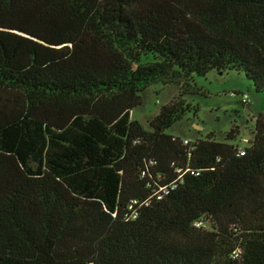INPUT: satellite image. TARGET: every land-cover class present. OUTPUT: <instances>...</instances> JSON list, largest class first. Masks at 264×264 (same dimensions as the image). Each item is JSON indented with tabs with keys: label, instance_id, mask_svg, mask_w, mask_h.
<instances>
[{
	"label": "trees",
	"instance_id": "trees-1",
	"mask_svg": "<svg viewBox=\"0 0 264 264\" xmlns=\"http://www.w3.org/2000/svg\"><path fill=\"white\" fill-rule=\"evenodd\" d=\"M211 71L264 93V0H0V264H264V113L242 155L165 133Z\"/></svg>",
	"mask_w": 264,
	"mask_h": 264
},
{
	"label": "rangeland",
	"instance_id": "rangeland-1",
	"mask_svg": "<svg viewBox=\"0 0 264 264\" xmlns=\"http://www.w3.org/2000/svg\"><path fill=\"white\" fill-rule=\"evenodd\" d=\"M193 81L202 92L182 98L185 103L196 107V114L193 116V110H189L165 133L189 142L212 133L215 141H221L226 132L237 127L238 134L232 144L238 148L248 146L253 118L258 113H264V93H256L249 80L233 71L221 75L211 71L204 77L194 76ZM178 92L174 84L151 85L140 94L141 103L131 111L130 116L146 128V121ZM233 93L246 94L248 106L241 104L239 96H232Z\"/></svg>",
	"mask_w": 264,
	"mask_h": 264
},
{
	"label": "built area",
	"instance_id": "built-area-1",
	"mask_svg": "<svg viewBox=\"0 0 264 264\" xmlns=\"http://www.w3.org/2000/svg\"><path fill=\"white\" fill-rule=\"evenodd\" d=\"M239 96V99H240V103L241 104H246L248 105V97L246 94L244 93H240V94H236V93H233L232 96ZM182 145H185V146H188L189 142L185 139H182ZM238 154L239 155H242V148H239L238 150ZM176 173H177V177L175 178V180L171 183H169L168 185L166 186H163V187H159L153 194L151 197H154L156 200H160L163 196L167 195L171 190H173L174 188H176V185H177V182H179L182 178V176L184 174H188L190 176H197L198 175V172L195 171V170H192L190 168H185V169H176ZM145 173L142 172L141 173V176H144ZM149 198H147V200H144L142 201L141 205H144V206H147L148 205V202H149ZM136 201H132L131 204L128 206V209L129 210H132L134 208V206H136ZM194 226L195 227H201L202 226V223L201 222H196L194 223Z\"/></svg>",
	"mask_w": 264,
	"mask_h": 264
},
{
	"label": "water",
	"instance_id": "water-1",
	"mask_svg": "<svg viewBox=\"0 0 264 264\" xmlns=\"http://www.w3.org/2000/svg\"><path fill=\"white\" fill-rule=\"evenodd\" d=\"M218 75H221V73H218Z\"/></svg>",
	"mask_w": 264,
	"mask_h": 264
},
{
	"label": "crops",
	"instance_id": "crops-1",
	"mask_svg": "<svg viewBox=\"0 0 264 264\" xmlns=\"http://www.w3.org/2000/svg\"><path fill=\"white\" fill-rule=\"evenodd\" d=\"M248 106V105H247Z\"/></svg>",
	"mask_w": 264,
	"mask_h": 264
}]
</instances>
